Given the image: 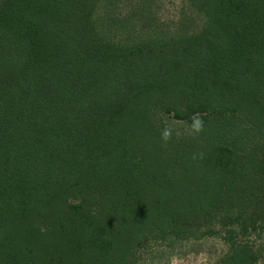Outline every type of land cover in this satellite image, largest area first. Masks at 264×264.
Returning a JSON list of instances; mask_svg holds the SVG:
<instances>
[{
	"label": "trees",
	"instance_id": "1",
	"mask_svg": "<svg viewBox=\"0 0 264 264\" xmlns=\"http://www.w3.org/2000/svg\"><path fill=\"white\" fill-rule=\"evenodd\" d=\"M126 1L0 0V264H129L145 233L264 218L260 145L165 141L151 116L264 141V0H186L171 32Z\"/></svg>",
	"mask_w": 264,
	"mask_h": 264
},
{
	"label": "rangeland",
	"instance_id": "2",
	"mask_svg": "<svg viewBox=\"0 0 264 264\" xmlns=\"http://www.w3.org/2000/svg\"><path fill=\"white\" fill-rule=\"evenodd\" d=\"M136 5V9H151L152 18L154 13L157 14L159 22L154 25L167 28L165 31L169 30L170 32L171 27L174 28L175 23L180 20L183 9L189 8L186 0H127L124 3L123 9H131ZM163 109L156 108L152 111V119L157 123H161L164 128L170 127L178 138L184 137V143H188L194 140V138H199L198 141L209 143L210 141L223 139L230 146L233 144L238 151L254 150L253 155L257 153V144V146L260 145L261 147L258 156L264 157V141L258 138L255 140L244 139L242 147L239 148L237 146L236 132H233L235 128L225 123L210 126L207 123L210 113L197 114L188 121L177 120L171 113H166ZM194 118L200 119L203 125L201 131L198 133H194L190 129ZM240 125V130L248 127L243 123ZM176 133H179V135ZM257 204L264 205V200L262 203L259 201ZM246 214H244V218L247 216ZM238 215L239 212H235L232 215L235 217L234 221L236 222L234 228L236 231L233 237L225 232L222 225L216 227L214 233L210 235L186 239L167 231L168 229L145 233L146 235L141 238L136 248L133 249L129 264H226L224 259L227 257L231 242L233 241L249 242L253 246L255 255L257 256L255 264H264V218L259 220L257 217L253 219L246 217V222H244L243 220H239ZM249 220L254 221V226L248 224ZM223 223L228 224L229 220H224Z\"/></svg>",
	"mask_w": 264,
	"mask_h": 264
},
{
	"label": "clouds",
	"instance_id": "3",
	"mask_svg": "<svg viewBox=\"0 0 264 264\" xmlns=\"http://www.w3.org/2000/svg\"><path fill=\"white\" fill-rule=\"evenodd\" d=\"M203 125L200 119L198 118H194L191 122L190 125V129L192 132L194 133H198L201 131ZM177 135H179V133H176ZM162 139L167 141L169 139V137L172 135V129L170 127L165 128V130L162 132Z\"/></svg>",
	"mask_w": 264,
	"mask_h": 264
}]
</instances>
